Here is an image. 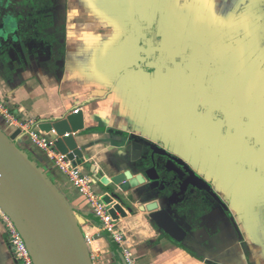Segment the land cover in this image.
Returning a JSON list of instances; mask_svg holds the SVG:
<instances>
[{"label":"crops","instance_id":"1","mask_svg":"<svg viewBox=\"0 0 264 264\" xmlns=\"http://www.w3.org/2000/svg\"><path fill=\"white\" fill-rule=\"evenodd\" d=\"M76 111L72 162L103 209L119 205L106 190L114 176L163 171L152 146L183 169L171 195L149 182L125 194L113 219L127 264H264V0H0V130L68 192L95 264H123L58 166L60 137L42 128ZM154 201L189 232L184 243L140 210ZM0 264H16L1 215Z\"/></svg>","mask_w":264,"mask_h":264},{"label":"water","instance_id":"2","mask_svg":"<svg viewBox=\"0 0 264 264\" xmlns=\"http://www.w3.org/2000/svg\"><path fill=\"white\" fill-rule=\"evenodd\" d=\"M42 128L47 132L55 131L60 137L54 146L61 155L74 162H77V158L82 159L81 151L69 134L84 129L83 112L76 111L67 119ZM93 131L100 129L85 132ZM109 132L126 136L114 129ZM14 138H9L0 130V207L23 237L33 260L36 264H94L84 232L72 208L47 175L16 145ZM152 148L156 155H167L161 149ZM137 149H142V146L138 144ZM153 163L155 165L142 168L136 175L134 171L141 167L126 170L112 178L106 190L119 202L114 210H110L114 219L119 218L117 212L121 213L122 206L126 205L125 199L128 198L125 194L148 182L150 190L155 192L163 193L167 187H171V183L163 179L156 163ZM170 202L174 203L175 199L172 197ZM140 210L147 213L151 222L176 243L182 244L187 240L189 232L167 207H161L154 201L141 206ZM128 211L130 214L134 212L131 207H128ZM106 233L122 263L127 264L113 234L109 231Z\"/></svg>","mask_w":264,"mask_h":264},{"label":"built area","instance_id":"3","mask_svg":"<svg viewBox=\"0 0 264 264\" xmlns=\"http://www.w3.org/2000/svg\"><path fill=\"white\" fill-rule=\"evenodd\" d=\"M13 125V121H11ZM36 142L43 148H48L47 143L41 139H35ZM51 150V149H50ZM58 166L68 177L70 178L73 185L79 189L86 197L88 204L93 208L94 212L101 221V229L106 232L109 231L113 234L116 242L120 241L121 238L118 235V232L115 230V220L110 214L111 209H103L101 205L96 201L95 196L91 193L87 179L83 174L73 165V162L69 160L66 156L62 155V161H58ZM0 215L4 221L7 243L12 252L14 261L16 264H36L33 260L31 253L27 244L25 243L23 237L11 221V219L3 212L0 207ZM85 239L87 244H91L93 241V236L85 234ZM94 261V259H93ZM95 264V262H94Z\"/></svg>","mask_w":264,"mask_h":264},{"label":"rangeland","instance_id":"4","mask_svg":"<svg viewBox=\"0 0 264 264\" xmlns=\"http://www.w3.org/2000/svg\"><path fill=\"white\" fill-rule=\"evenodd\" d=\"M33 18L31 17V20H32ZM30 20V25L31 26H33V25H38V24H40V22H33V21H31ZM1 129V128H0ZM6 136H10V134L9 133H4ZM16 145L21 149V151H23L46 175H47V177L49 178V180L53 183V185L56 187V189L60 192V194L63 196V198L66 200V202L71 206V199H70V196H69V194H68V192L66 191V190H64L62 187H61V185L49 174V173H47L43 168H42V166L32 157V155H31V153L25 148V146L22 144V143H16ZM173 169V168H172ZM72 210H73V213H74V215L76 216V217H78L79 215H78V213H77V211L76 210H74L73 208H72ZM79 218V217H78ZM79 220H80V218H79ZM80 225H81V228H82V230L84 231L85 230V226H84V224H83V222L80 220Z\"/></svg>","mask_w":264,"mask_h":264},{"label":"trees","instance_id":"5","mask_svg":"<svg viewBox=\"0 0 264 264\" xmlns=\"http://www.w3.org/2000/svg\"><path fill=\"white\" fill-rule=\"evenodd\" d=\"M42 27V25H40ZM178 184V183H177ZM172 188L168 189V191L165 193V195L172 194ZM185 194L187 196V207L189 209H192L196 212L197 217L200 216L201 208H203L202 201L199 200L197 196H199V192L196 187L191 186L188 187L187 190H185Z\"/></svg>","mask_w":264,"mask_h":264},{"label":"flooded vegetation","instance_id":"6","mask_svg":"<svg viewBox=\"0 0 264 264\" xmlns=\"http://www.w3.org/2000/svg\"><path fill=\"white\" fill-rule=\"evenodd\" d=\"M169 162H170V160L168 159L167 155H165V167L163 169V171L165 170V172L162 171V168H161V170H159V169L158 170H159L161 176L163 178H165V181L170 184L171 182L168 180L173 178L174 174H176L177 178H179V174H181L180 172L183 173V171H182L183 169L180 165L175 164V163H173V164L170 163V165H169ZM177 178H176V180H177ZM168 188L169 187H167V189L165 190V193L168 191Z\"/></svg>","mask_w":264,"mask_h":264}]
</instances>
